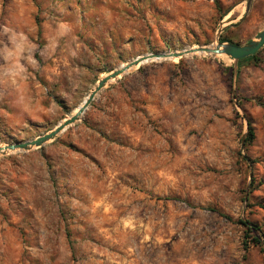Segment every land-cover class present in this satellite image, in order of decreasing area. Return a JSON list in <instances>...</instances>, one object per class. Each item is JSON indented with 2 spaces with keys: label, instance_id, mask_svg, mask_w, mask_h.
I'll use <instances>...</instances> for the list:
<instances>
[{
  "label": "rangeland",
  "instance_id": "1",
  "mask_svg": "<svg viewBox=\"0 0 264 264\" xmlns=\"http://www.w3.org/2000/svg\"><path fill=\"white\" fill-rule=\"evenodd\" d=\"M263 26L264 0H0V145L70 117L103 70ZM256 54L142 63L54 140L0 154V264H264Z\"/></svg>",
  "mask_w": 264,
  "mask_h": 264
},
{
  "label": "water",
  "instance_id": "2",
  "mask_svg": "<svg viewBox=\"0 0 264 264\" xmlns=\"http://www.w3.org/2000/svg\"><path fill=\"white\" fill-rule=\"evenodd\" d=\"M252 0H246V10L249 9ZM213 47L209 46H199L196 50L191 49H183L181 51L175 52H153L140 55L141 58L136 57L135 59L127 62L125 66L118 67L115 69L110 70L101 78H99L94 87L90 90L86 99L83 101L81 107L78 108V111L75 115L64 118L61 122L57 123L55 127L50 129L49 131L45 132L42 135H39L31 140L26 141H19L9 144L2 145L0 147V154H6L8 152H13L16 150L22 151H29L32 149H37L45 145L46 143L54 140L60 133L68 129L70 126L75 124L79 121L82 115L86 112V110L91 105L92 101L94 100L95 96L102 91L103 89L107 88L111 82L117 80L135 66H138L140 62L146 59H170V58H181L187 54H194V52H202L205 54H212V55H225L231 58L235 63L238 60L244 59L251 55L256 54L259 49L264 45V26L262 30L257 34L256 38L245 43L242 45H236L229 42H220L219 39L213 44ZM136 68V67H135ZM1 146V145H0ZM243 146V140H242Z\"/></svg>",
  "mask_w": 264,
  "mask_h": 264
},
{
  "label": "trees",
  "instance_id": "3",
  "mask_svg": "<svg viewBox=\"0 0 264 264\" xmlns=\"http://www.w3.org/2000/svg\"><path fill=\"white\" fill-rule=\"evenodd\" d=\"M220 42H224L225 41V39L223 38V37H221L220 38V40H219ZM257 59V54H254V55H251V56H249V57H246V58H244V59H240V60H238L237 61V63L238 64H241L243 61H245V60H256ZM94 106V104L92 103L91 104V107H93ZM84 123L85 124H87V121L86 120H84ZM253 130H252V128H251V126L249 125V128H248V140H251V139H253ZM211 211H215V210H213V209H210ZM242 224H244V226L246 227V230H248V231H250V230H256V231H258L259 229L256 227V229H254L255 228V226H252V225H250V223L248 222V221H240ZM254 241L255 242H260L259 241V239H258V241H257V238L256 239H254Z\"/></svg>",
  "mask_w": 264,
  "mask_h": 264
},
{
  "label": "crops",
  "instance_id": "4",
  "mask_svg": "<svg viewBox=\"0 0 264 264\" xmlns=\"http://www.w3.org/2000/svg\"><path fill=\"white\" fill-rule=\"evenodd\" d=\"M109 71L110 70H103V71H101V74L100 75H105ZM127 75H128V73L124 74L123 76H121L120 78H118L117 80H115L114 81L115 83H111L107 88L103 89L99 93L106 92V91H110V89H116V90H118L119 88L125 86L126 85V82H127V79H128V76ZM98 79H99V77H98ZM99 93L95 96L94 100L92 101V103L94 104V106H95V99L99 95ZM93 107H91V105L89 106V108H93Z\"/></svg>",
  "mask_w": 264,
  "mask_h": 264
},
{
  "label": "bare ground",
  "instance_id": "5",
  "mask_svg": "<svg viewBox=\"0 0 264 264\" xmlns=\"http://www.w3.org/2000/svg\"><path fill=\"white\" fill-rule=\"evenodd\" d=\"M214 46V45H213ZM213 46H209V47H213ZM188 49H191V50H196V49H198L197 47H194V48H188ZM194 53H197V52H194ZM200 53H202V52H200ZM203 54H205V53H203ZM139 58H141V56L139 57ZM152 60H159V59H146V60H143L142 62H140L139 64H138V66L140 65V64H144V63H147V62H150V61H152ZM125 66V65H124ZM123 66V67H124ZM135 67H137V66H135ZM86 99V98H85ZM82 104H83V102H82ZM82 104L81 105H79L75 110H74V112H73V114L71 115V116H73V115H75L76 113H77V111H78V108L79 107H81L82 106ZM0 147H3V146H0Z\"/></svg>",
  "mask_w": 264,
  "mask_h": 264
}]
</instances>
